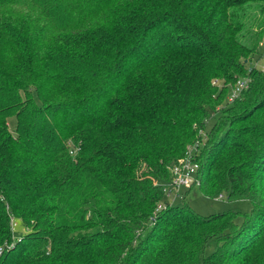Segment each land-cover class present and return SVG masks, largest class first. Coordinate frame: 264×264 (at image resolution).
I'll return each mask as SVG.
<instances>
[{"label":"trees","instance_id":"trees-1","mask_svg":"<svg viewBox=\"0 0 264 264\" xmlns=\"http://www.w3.org/2000/svg\"><path fill=\"white\" fill-rule=\"evenodd\" d=\"M263 39L264 0H0V264H264ZM194 188L250 210L199 216Z\"/></svg>","mask_w":264,"mask_h":264},{"label":"rangeland","instance_id":"rangeland-1","mask_svg":"<svg viewBox=\"0 0 264 264\" xmlns=\"http://www.w3.org/2000/svg\"><path fill=\"white\" fill-rule=\"evenodd\" d=\"M252 68H256L259 71L264 72V39L260 43L256 54H254L251 59L246 64V69L250 70ZM249 79V78H247ZM237 82V81H236ZM235 82V84H236ZM250 82V79H249ZM234 84V85H235ZM233 85V86H234ZM232 86V87H233ZM230 88V91L232 89ZM230 95V94H229ZM229 95L227 96L226 100L223 104L220 106H217L214 112L211 113L212 118L207 121L206 127L201 132L202 140L200 141L201 144H204L206 139V134L211 128V126L214 123V117H217L219 114H221L222 110H227L229 107L232 106V103L228 101ZM7 126L8 130L11 134L15 133V126H16V120L14 117H10L7 120ZM238 127V126H237ZM236 128V127H234ZM120 160H122V163L127 166L133 173H137L140 170V166L137 164H131L127 161V156L124 151L119 150ZM121 162V161H120ZM185 190L179 191V197L171 200L167 198H163L161 202L158 203V207L163 208L164 203L172 204L174 206H179L183 204L182 198L184 197ZM221 194L216 199H209L202 195V193L197 189L194 188L189 193L185 195V204L188 205V207L197 215L199 216H210L215 214H220L227 211H234L237 213H240V215L245 214L249 212L250 210V204L247 201H228L227 198ZM242 217H238L236 220L237 224H241ZM17 227L15 228V231L13 233L14 238H18L20 235H22L25 230L21 226L19 222L16 221Z\"/></svg>","mask_w":264,"mask_h":264},{"label":"built area","instance_id":"built-area-1","mask_svg":"<svg viewBox=\"0 0 264 264\" xmlns=\"http://www.w3.org/2000/svg\"><path fill=\"white\" fill-rule=\"evenodd\" d=\"M248 84L249 79L247 78L237 80L236 84L230 91L228 101L233 102V100L248 87ZM201 133L202 132L200 131V134ZM202 145L203 144H201L200 141H196L194 144L189 145L186 149L185 156L170 167V181L162 185L164 198L174 200L179 197L180 190H186L199 185V181L197 179L198 164L195 159L199 150L202 148ZM160 209V207H157V211ZM16 227V220L11 218L10 229L13 233ZM11 246L12 244L0 246V255H2L5 250L9 249Z\"/></svg>","mask_w":264,"mask_h":264}]
</instances>
